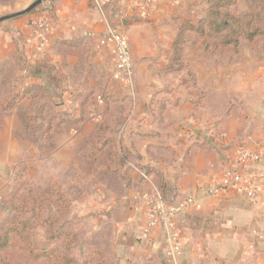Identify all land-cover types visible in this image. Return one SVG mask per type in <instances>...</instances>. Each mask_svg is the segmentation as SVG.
<instances>
[{"label":"crops","instance_id":"obj_1","mask_svg":"<svg viewBox=\"0 0 264 264\" xmlns=\"http://www.w3.org/2000/svg\"><path fill=\"white\" fill-rule=\"evenodd\" d=\"M7 1L0 0V14L13 6L20 8L15 13L22 12L37 0ZM197 9L193 0H113L100 7L95 0H47L30 14L0 23V66L22 64L14 75L17 94L44 86L56 108L69 114L82 111L85 79L90 88L105 81L106 95L117 98L108 82L114 83V58L100 40L108 26L128 37L136 94L123 104L126 113L119 129L103 139L113 145L98 153V239H108L105 246L117 264H131L138 256L149 261L162 257L168 264L161 230L154 233V245L142 237L139 193L147 185L139 184L137 170L149 172L157 185L162 181L169 200H195L177 221L181 264H264V179L250 178L264 174V100L254 102L255 113L248 116L252 106L237 98L232 102L229 74L213 64L215 56L206 57L201 66L197 56H190L194 76H188L168 70L173 42H160L173 40L182 20L195 17ZM42 18L50 19L52 29L39 48L31 25ZM152 38L156 42H148ZM105 110L98 94V116L91 115V124H85L100 126ZM10 119L1 124L0 143L4 138L18 143ZM241 148L263 156L258 163L243 164L248 182L237 191L210 196L208 190L225 170L238 165ZM110 155L119 161L113 170ZM251 187L259 192L256 199L247 196Z\"/></svg>","mask_w":264,"mask_h":264},{"label":"rangeland","instance_id":"obj_2","mask_svg":"<svg viewBox=\"0 0 264 264\" xmlns=\"http://www.w3.org/2000/svg\"><path fill=\"white\" fill-rule=\"evenodd\" d=\"M10 1L8 0L6 4L10 5ZM218 1H221L224 8L214 7V9L223 11V15L226 13H233L236 16L250 13L261 15V8L254 12L250 0H193L197 4L198 14H195L196 16L194 15L193 18L186 17L182 20L181 25L174 32L173 40L169 38L160 40V42L178 41V33L188 22H192V29L195 30L202 26L201 22L204 19L212 20L211 10ZM19 9V7L13 6L0 14V18L12 15ZM169 27L170 25L167 26V29ZM148 34L153 35L154 30L148 31ZM124 35L128 40L127 35ZM220 36L216 33L206 36L198 34L197 37L187 41L190 44L186 47V54L189 59L190 56H197L200 66L204 64L206 57L215 56L217 59L213 64L216 67L224 68L229 74L226 81L232 90V102L237 98V100L247 103L248 106H252V109H248L246 112L248 116H251L255 113L254 102H258L261 97L264 100V27L261 35L252 41L243 43L238 51L233 46L223 45ZM152 39H148V42H156L154 38ZM170 53L172 56V47ZM12 63L16 74L18 67H21L22 64ZM111 80L115 84L110 83V80L108 82L116 90L117 95L114 101L117 104L130 102L133 92L113 80L112 77ZM89 93V88H84V95ZM134 93L136 94V84ZM215 97L222 96L216 95ZM48 101L54 106L49 98ZM88 101V106L91 108L88 118L91 115L98 116V88L93 90ZM74 112L69 114L54 106L52 112H48L51 118L39 113L37 121L42 124L34 133L27 130L21 117L23 111H13L3 117L0 122V130L1 124L8 117L11 118L10 121L13 125L11 135L18 143H7L5 138V142L0 143V222H3L10 213L13 190L17 181L32 180L46 185L47 179L55 176L65 186L74 188V190L66 192L70 198V205L60 224L66 232L79 236L73 246L72 256L82 263L89 249L99 248L106 253L109 264H117L116 256L113 255L110 247L105 246L108 239L104 241L98 239V206H96L98 205V143H94L97 126L81 123L80 117L85 113L80 111L73 115ZM86 120L88 124H91L89 119ZM155 185L157 186L156 183ZM35 238L39 249L49 250L54 245V242L46 235L44 228L37 230ZM9 256L14 264H45L43 260L32 262L28 256L17 251H11ZM163 261L162 257L159 260L149 261L138 256L131 264H165ZM126 264H130V262Z\"/></svg>","mask_w":264,"mask_h":264},{"label":"trees","instance_id":"obj_3","mask_svg":"<svg viewBox=\"0 0 264 264\" xmlns=\"http://www.w3.org/2000/svg\"><path fill=\"white\" fill-rule=\"evenodd\" d=\"M251 7L255 12L260 9L261 15L255 13L244 16H236L233 13H226L218 10L224 8L221 1L215 3L211 10L212 20L204 19L201 27L192 29V22H188L178 33V41L172 44V58L169 71L184 72L188 76H194V68L186 54V47L193 37L206 36L215 33L221 35L223 45L233 46L237 51L241 49L243 43L252 41L261 35L264 27V0H250ZM223 15V18H222ZM204 23V24H203ZM198 31V33H197ZM193 34V35H192ZM15 67L13 63L6 62L0 66V122L7 114L21 110L23 121L30 133L36 132L39 125L37 115L44 114L51 118L50 113L53 107L48 101V91L44 86L32 85L22 91L16 92L14 81ZM87 70V75H89ZM88 79H85V89L89 88L90 93L83 95L82 112L84 116L80 117L81 123H86L89 108L88 103L93 90L98 88V94L103 98L106 104L105 121L97 126V135L94 143H98V153L113 145V141H104L103 139L115 134L124 120L126 113L123 104H117L105 92V81L100 80L92 88L88 87ZM26 99L29 105H22ZM112 103L116 104L113 109ZM82 119V120H81ZM86 120V121H85ZM63 122V121H62ZM79 123V122H78ZM77 123V124H78ZM110 170H113V164L119 167V161L116 155H110ZM149 175V172L146 171ZM160 174H158V178ZM139 184H144V180L139 177ZM161 181V180H160ZM164 183L161 181L158 188L162 191L164 198L170 203L164 191ZM74 190L73 187H67L55 176L47 179L46 185L39 184L32 180H20L16 182L13 190L10 213L8 217L0 222V264H14L9 254L11 251H17L25 254L32 262L44 261L45 264H109L106 253L98 249H89L79 263L73 256L72 250L75 242L79 239L78 235L66 232L61 227V222L70 205V198L66 192ZM39 228H44L46 235L54 242L49 250L39 249L35 233Z\"/></svg>","mask_w":264,"mask_h":264},{"label":"built area","instance_id":"obj_4","mask_svg":"<svg viewBox=\"0 0 264 264\" xmlns=\"http://www.w3.org/2000/svg\"><path fill=\"white\" fill-rule=\"evenodd\" d=\"M95 1L97 6L100 7L113 0H104L102 3L98 2V0ZM31 28L33 29L34 37L38 40L39 48H43L47 41V33L52 29L50 19L42 18L33 21ZM100 45L110 50L113 54V80L131 90L133 92L132 97H135L136 77L134 63L126 36L108 26L104 36L100 40ZM262 157L259 151L241 148L238 152V165L227 168L222 178L208 190V194L210 196H217L225 192L241 189L242 185L249 180L243 164L248 162L258 163L262 160ZM137 171L147 185V188H144L139 193V200L145 217L142 237L148 244L154 245V233L158 229L161 230L167 263L181 264L183 245L177 221L195 203V200L194 198H187L170 203L164 198L162 191L155 185L150 175L141 170ZM250 178L256 180L259 178L264 179V174H257ZM258 195L259 192L254 187L247 190V196L250 199H256Z\"/></svg>","mask_w":264,"mask_h":264},{"label":"water","instance_id":"obj_5","mask_svg":"<svg viewBox=\"0 0 264 264\" xmlns=\"http://www.w3.org/2000/svg\"><path fill=\"white\" fill-rule=\"evenodd\" d=\"M46 1L47 0H37L29 8H27L26 10H24L22 12L15 13V14L0 18V23L5 21V20H9V19H12V18L21 17V16H24L26 14H29L32 11H34V9H36L38 6H40L42 3L46 2Z\"/></svg>","mask_w":264,"mask_h":264}]
</instances>
